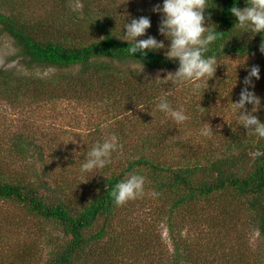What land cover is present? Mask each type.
<instances>
[{
  "label": "trees",
  "instance_id": "obj_1",
  "mask_svg": "<svg viewBox=\"0 0 264 264\" xmlns=\"http://www.w3.org/2000/svg\"><path fill=\"white\" fill-rule=\"evenodd\" d=\"M69 1L0 0V35L13 40L26 70L34 71L39 67L58 70L50 81L33 72L17 77L14 72L0 70V95L20 97L23 94L40 99L43 93L42 97L46 96V99L81 103L82 98L90 100L93 95H99L97 101L112 109L115 114L110 119H117L116 123L129 117L131 111L128 110L144 104L155 105L161 98L172 99V106V90L165 93L162 88L145 83L142 69L175 73L178 62L167 60L164 50L150 52L147 57L139 53L135 58L130 57L129 42L123 40L126 20L130 23L131 18L141 16L151 20L152 27L147 35L158 41L164 40L158 31L161 14L153 12L154 6L162 5L163 0H77L82 5V15L68 9ZM233 6L243 9L248 4L246 0H209L211 8L205 12L206 22L214 24L213 27L221 32L220 39L206 53L216 54L219 65L226 59H242L260 53L264 39L260 34L245 33L236 25L237 18L230 12ZM147 35L140 39H146ZM164 42L168 43L167 40ZM219 71L217 67L214 77L223 87L231 75L228 72L224 77ZM187 84L194 92L195 85ZM197 89L201 95L209 94L203 87ZM38 92L42 93L38 96ZM209 98L212 97L194 101L190 111L206 114L211 106ZM144 109L149 112V107ZM173 122L168 120L169 125L174 126ZM145 124L147 128L153 126L154 132L141 139L142 148L121 157L123 160L118 166L113 167L112 161L91 175L85 182L88 185L77 181L64 166L50 184L37 173L31 179H10L0 160V201L16 204L27 219L31 216L56 226L55 233L47 232L45 241L27 228L23 233L16 229L20 233L17 240L1 235L0 264H137L136 259L143 260L140 264H204L207 254L215 251L214 245L224 244H219L214 224L210 225V243L206 247L201 242L195 247L188 244L182 236L183 227L189 224L185 212H189L188 219L192 220L193 216L196 218V210L203 209L205 219L209 221V206L223 198L222 205H227L225 200H230L236 208L220 206L222 225L229 223L227 219L235 212L239 217L241 205L250 212V223L256 224L260 238L264 240V138L252 134L236 135L226 144L220 157L202 162L195 161L193 154L196 152L186 151L191 141L175 142L170 139L168 126L159 128ZM122 128L115 135L118 133L123 147L128 130ZM100 131L99 127L93 132ZM151 145L157 147L155 153L149 150ZM175 147L180 149L181 159L176 160L174 154H170ZM22 150L21 155L26 152ZM63 157L65 155H59L60 163ZM67 161L73 162L71 158ZM132 173L142 175L150 182L149 189L154 190L157 200L167 209L172 249L167 248L165 252L159 249L157 256L151 251L155 237L141 235L137 227L129 223L127 205L132 201L116 206L110 195L115 185ZM62 174L73 181L64 183ZM3 222L2 225L13 228L24 229L26 225L21 220ZM157 243L156 240L155 245ZM229 244L232 247L230 253L224 254L220 246L214 261L205 264H249L241 246ZM261 256L259 252L254 264H264Z\"/></svg>",
  "mask_w": 264,
  "mask_h": 264
},
{
  "label": "rangeland",
  "instance_id": "obj_2",
  "mask_svg": "<svg viewBox=\"0 0 264 264\" xmlns=\"http://www.w3.org/2000/svg\"><path fill=\"white\" fill-rule=\"evenodd\" d=\"M81 6L80 1L77 0H70L67 4L68 9L79 13V15H82ZM245 61L248 67L252 65L260 67L261 78L255 81V92L262 98V104H264V54H261V52L242 57V59L240 57L226 59L224 63H221L223 65L218 66L219 73H224V77L228 72L231 75L227 83L223 84L225 89L221 87L218 79L213 77L208 82V89L206 85L201 83L199 88L203 87L204 90H207L206 92H209V94L202 93L203 95L197 91V87H195L194 92L189 90L188 86L190 84L173 85L170 79H165L168 73L173 72H146L141 68L142 79L145 83L162 88L165 93L172 90L171 95L174 99L172 107H183L189 116V119L180 126H177L175 122H173L174 126L169 125L168 120H173L164 113H157L156 105L159 101L155 102V105L152 103L149 106L144 104L141 107L136 106L128 110L131 111L129 117L120 123H116L117 119H110L115 114L112 109L106 105H100L97 101L100 98L99 95H93L90 100L89 98L86 100L87 97L85 100L82 98L81 103L65 99H46V96L42 97V92H38V96L42 93L40 99L38 97H33L35 98L33 99L23 94L20 97H16L14 94H1L0 160L6 167L5 173L10 179H31L37 173L41 174L44 180L50 184V180H56L62 172L61 167L64 166L68 168V173L75 177L77 181H84L83 183H85L94 174L82 175L80 172V165L87 151L94 144L108 139L118 132L120 127H123L122 130H128L127 136L123 139L124 146L120 151L114 153L115 157L112 158L113 167L118 166L119 162L123 160H120L121 157L126 156L127 153L136 148L141 149V139L150 136L148 134L154 132L153 126L147 128L145 123L159 128L168 126L171 134L170 139H174L175 142L180 140L191 141L189 150L186 151L196 152L193 154L196 155L195 161L204 162L208 159H216L221 156L226 144L232 137L247 134V131L237 122L238 112L232 104V102L239 100V93L241 88L244 87L243 79L248 74L245 64H242ZM26 69L13 40L6 35H0V70L14 72L17 77L31 75L30 72H33L37 77L46 78L47 81H50L49 79L58 73V70L54 68L39 67L34 71ZM220 77L224 78L223 75ZM236 82L237 84L234 87ZM171 86L172 89H170ZM209 95L212 97L209 98L211 106L206 114H200L197 110V112L190 111L191 104L194 101L207 98ZM171 101L172 99L169 101L170 104ZM146 107H149L148 113L144 109ZM247 107L248 110H251V105ZM255 115L259 117L261 122H264V109L255 113ZM151 121L153 124L150 123ZM98 126L101 131L93 132L99 129ZM203 127H208L212 134L207 137L202 136L200 131ZM116 136H118V133ZM178 147L173 148L170 152V154H174L176 160L182 158L179 155L180 149ZM22 149L26 150L23 155H21ZM156 149L157 147L151 145L149 150L155 153ZM121 151L125 152L123 154L119 153ZM41 154L43 157H41ZM59 155H65L61 163L59 162ZM66 157L73 160L72 164L67 161ZM49 170L51 178L47 179ZM62 178L64 183L69 182V180L73 181L63 174ZM83 187L81 184L80 189L82 190ZM150 187V182L145 181L144 195L127 205L129 206V212L127 213L130 218L129 223H133L137 227L138 233L146 237H155V239H152L151 251L154 252V256H157L159 249L164 252L167 248L172 249L173 239L167 224V209L163 207V202L158 201L156 195L152 194L155 192L153 189H149ZM223 199H221V202L215 200L212 202V206H209L211 209L208 213L212 221H206L203 209L196 210V218L193 216L192 220L188 219L189 212H185L187 213L185 219L188 220L189 224L183 227L185 229L182 231V236L185 237L188 244H192L194 247L199 242L206 247L207 243H210V227H212L210 225L214 224L217 227L215 235H219V244L223 243L224 246L214 245L215 251L205 253L207 257H205L204 264L205 262L214 261L216 249L220 246L224 254L230 253L232 247L229 246V243L240 245L244 254H247V262L254 264L259 252L260 255L262 254L261 258L264 257V240H261L256 224L250 223V212H246L241 205L239 212L237 211L239 217H236L235 212L227 219L229 222L226 224L227 226L222 225L223 213L220 211V206ZM225 201L227 205H222L223 208L229 207L231 210L236 208L234 202ZM20 211L23 212L16 204L0 201V236L6 235L9 240H17L20 233L16 229L23 233V230L27 228L30 232L38 233L45 241L47 232L53 231L55 233L56 226L54 223L35 219L31 216L27 219ZM17 220H21L26 224L24 229L21 227H6L5 224H1L4 223L3 221L7 223L16 222ZM10 225L16 224L11 223ZM207 230L208 234L206 233ZM16 237L17 239H15ZM156 240L158 243L155 245ZM221 253L223 252L221 251ZM135 263H143V260L136 259Z\"/></svg>",
  "mask_w": 264,
  "mask_h": 264
},
{
  "label": "clouds",
  "instance_id": "obj_3",
  "mask_svg": "<svg viewBox=\"0 0 264 264\" xmlns=\"http://www.w3.org/2000/svg\"><path fill=\"white\" fill-rule=\"evenodd\" d=\"M246 3L248 6L243 9L236 6L230 9L231 14L237 18L236 25L245 33L260 34L264 37V0H246ZM209 8H211L209 0H163L162 5L154 6L153 12L161 14L162 17L158 28L159 34L168 41L167 44L164 40L158 41L154 36L147 35L152 27L150 18L144 16L138 19L131 18L130 23L126 20L123 40L129 42L128 55L135 58L139 53L142 57H147L150 52L164 50L167 60L178 62L175 73H168L165 79H170L173 85L192 83L197 88L203 83L208 89V82L215 76L219 64L216 54L206 53L220 39L221 34L213 27L214 24L206 22L205 12ZM146 35V39H140ZM259 51L264 54V39L261 41ZM242 64H245L248 74L243 79L244 87L239 93V100L232 102L238 112L237 122L247 134L264 138V122L255 115L264 109L262 98L255 92V81L260 80L261 70L258 65L248 67L246 61ZM236 84L237 82L234 87ZM248 105H251V110H248ZM156 108L169 116L177 126L183 125L189 119L183 107L173 108L166 98H161ZM200 134L207 137L212 131L208 127H203ZM121 149L122 145L115 134L102 142H97L82 159L81 174L90 175L105 168L112 162L113 154ZM144 185V176L129 174L117 183L110 193L114 205L122 206L142 197Z\"/></svg>",
  "mask_w": 264,
  "mask_h": 264
}]
</instances>
